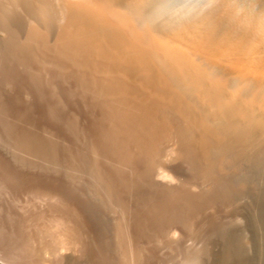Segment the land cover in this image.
Instances as JSON below:
<instances>
[{"label": "bare ground", "instance_id": "bare-ground-1", "mask_svg": "<svg viewBox=\"0 0 264 264\" xmlns=\"http://www.w3.org/2000/svg\"><path fill=\"white\" fill-rule=\"evenodd\" d=\"M233 3L203 0L199 4L191 1L181 6L173 0H0V32L15 57L23 59L25 64L33 62L39 68L45 65L54 68L58 75H67L65 79L74 80L85 95L96 100L98 108L110 121L107 122L110 123L109 134L116 135L115 139L120 135L122 139L117 140L119 143L114 139L115 145H110L107 155L122 167L124 164L132 168L138 163L141 165L139 170H131L136 178L134 182L142 179L138 183L169 187L170 183L158 182V175L166 172L167 162L177 161L190 172L199 174L208 184L222 181L229 173V166L244 159H254L264 168V15L245 11ZM21 23L26 24L23 31L18 28ZM27 143L23 144L26 146ZM91 164L94 166L96 162ZM117 168L115 175L121 169ZM99 172L98 176L107 175ZM127 182L129 184L130 180ZM132 185L126 187L132 190L137 186ZM184 185L183 189L180 185L175 188H181V193L186 189L191 193L188 195L196 199L204 196L201 202L205 199L206 203L210 202L203 190ZM166 190L173 192L171 196H180V191L174 187L173 191ZM166 190L163 191L170 196ZM136 193L135 196L139 195ZM183 197L182 200L186 195ZM116 199L117 204H112L118 205L116 215L119 216L115 219L117 235L114 240L120 243V248H125L124 254L120 252L122 256H128V259H119V264H139L145 257L143 251L140 252L139 245L138 248L135 246L125 231V222L122 223L125 219L128 222L125 209L131 211L132 208L126 206L124 200L127 198ZM192 201L196 202L195 199ZM194 203L190 204L194 206ZM190 204L185 206L197 211V208L194 210L197 202L194 208ZM171 213L167 217L172 216L174 220L176 214ZM156 215L167 222L170 218H165L164 214ZM176 217L179 219V214ZM177 219L174 223L169 220L171 225L164 220L169 225L165 232L168 241L177 240L176 228L180 226ZM190 219L186 224L191 223ZM54 222L52 227L57 231L52 229L51 232L58 234L54 236L59 243L55 242L59 252L75 250L78 244L81 245L76 229L68 226V223L71 225L69 220L66 222L68 227L63 225L65 220L64 223L60 219ZM129 222L134 224L132 220ZM162 222L159 221L161 227L164 226ZM138 230L135 229L137 235ZM135 233L133 237H137ZM204 246L188 249L181 264H200L203 254L207 253ZM234 249L242 251L241 248ZM233 255H237L236 252L228 254L229 257Z\"/></svg>", "mask_w": 264, "mask_h": 264}, {"label": "rangeland", "instance_id": "rangeland-1", "mask_svg": "<svg viewBox=\"0 0 264 264\" xmlns=\"http://www.w3.org/2000/svg\"><path fill=\"white\" fill-rule=\"evenodd\" d=\"M173 1L185 6L188 2L199 4L203 0ZM227 1H234V5L246 9L245 11L264 15V0ZM20 25L18 28L23 31L26 24ZM0 38V264H82L83 262L85 264H119L121 258L124 259L127 254L125 251L126 256H122L125 248H120V243L114 240L115 234L117 235L115 219L119 216L116 215L118 205L115 207L112 204H117L116 198H121L122 201L127 198L124 202L127 203L128 208L129 206L132 208H130L131 211L125 209L127 212L125 216L128 215L125 218L128 222L124 218L125 221L122 223L125 222L126 229H124L133 243H136L135 246L137 248L140 246V252L143 251L145 257L140 259L141 264H181L185 253L193 246L199 245H205L207 251L203 254L200 264H264V168L257 164L258 161L254 159L238 161L237 164L229 166L231 171L227 170L229 173L222 181H210L208 184L199 174L190 172L184 164L177 161L167 162L164 166L166 172L158 175V182L170 183L169 187L141 184V182L138 183L142 180L139 178L134 182L136 178L134 179L131 170H135L134 168L139 170L141 165L138 163L137 167L132 168L129 164L124 166L126 164L122 163L120 164L123 165L122 167L117 160L108 156L111 144L115 145V140L120 142L122 139L120 135L118 137V134L117 139H115L116 135L112 137L113 135L109 134L110 123L107 122L110 121H107L108 119L98 108L96 100L85 95L86 93L76 86L78 84L74 80L69 77L65 79L67 75L63 73L58 75L54 68L48 65L39 68L33 62L25 64L23 59L10 53L11 47L6 43L7 40L3 41L1 32ZM23 143H27L26 146ZM103 149H107L108 152ZM105 154L108 155L103 158ZM90 162H96L97 168ZM100 165L104 166L103 170L106 168L108 170L103 171ZM116 166L121 168L120 171L122 170L123 173L118 170L115 175L114 171L118 169ZM125 167L129 170H124ZM109 170H112L114 175ZM93 171L96 175L98 172H106L107 175L96 176ZM125 171H129V176ZM129 173L133 174V178ZM125 180H130V185L135 184L139 188L132 185L133 189L135 188L132 192L133 189H128L131 186ZM104 182L110 189L113 186L111 192ZM181 183L203 190L210 202L206 203V199L203 200L205 203L201 202L204 196L196 199L193 195H188L191 193L186 189L183 190V195L180 189H183L184 184ZM175 185L177 187L180 185L181 188H175ZM171 186L177 192L180 191L179 198L176 194L171 196L173 192L166 190L173 191ZM210 187L212 190H208ZM164 189L170 192L172 199L168 192L167 195L163 191ZM121 190L125 195L123 193L121 195ZM135 191H138L139 195ZM177 192L174 191V193ZM185 195L194 197L191 199H195L197 204L190 197L185 199L191 202L185 199L183 201L182 197ZM192 202H195L194 206L190 204ZM187 203L193 208L196 204L197 207L194 210L197 208V211L189 210L190 207L185 206ZM149 205L151 207H148ZM142 210L145 213H142ZM148 210H151V213ZM169 211L179 214L180 217L177 219L176 215H173L175 222L176 219L180 220V226L176 228L178 237L174 242L168 241L169 237L165 233L171 225L169 222L174 223L173 217L169 216L172 213ZM156 214H164L168 222L163 219L164 217L160 220ZM156 216V219L152 218ZM188 216L192 218L191 223L189 221L190 224H186L188 223L186 221L191 220ZM133 217L140 225L134 222ZM58 218L62 222L65 220L64 226H67L69 220L71 225L68 223V226L76 229L75 233L77 237L79 235L81 245L86 244L82 247L78 244L75 250L59 252V243L55 241L58 234H54L55 237L52 233V229L55 233L57 231L52 226L54 221L59 220ZM147 218L150 219L147 220ZM151 219H153L152 222ZM129 220L136 225L130 224ZM164 220L169 225L164 223ZM159 221H163L164 231ZM155 223L159 224L160 228L156 227ZM127 226H129L128 229ZM135 229L136 231L139 229L138 235ZM134 233L137 237H133ZM55 242L58 244L56 245ZM114 243H116L115 246ZM234 248H241L243 253ZM121 251L123 254L120 253ZM235 252L237 255L228 256ZM238 256L241 257L240 260ZM127 257L125 259H128Z\"/></svg>", "mask_w": 264, "mask_h": 264}]
</instances>
